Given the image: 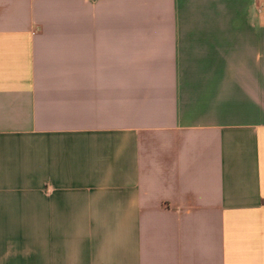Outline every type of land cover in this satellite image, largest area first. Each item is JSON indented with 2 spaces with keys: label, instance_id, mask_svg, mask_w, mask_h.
Instances as JSON below:
<instances>
[{
  "label": "crops",
  "instance_id": "obj_1",
  "mask_svg": "<svg viewBox=\"0 0 264 264\" xmlns=\"http://www.w3.org/2000/svg\"><path fill=\"white\" fill-rule=\"evenodd\" d=\"M0 264H264V0H0Z\"/></svg>",
  "mask_w": 264,
  "mask_h": 264
}]
</instances>
